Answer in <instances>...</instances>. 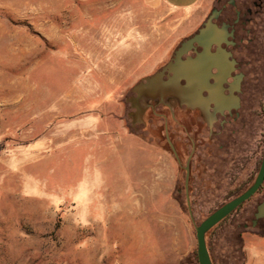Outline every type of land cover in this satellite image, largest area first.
<instances>
[{
	"label": "rangeland",
	"instance_id": "1",
	"mask_svg": "<svg viewBox=\"0 0 264 264\" xmlns=\"http://www.w3.org/2000/svg\"><path fill=\"white\" fill-rule=\"evenodd\" d=\"M213 6L0 0V264H199L196 226L229 189L175 204L177 163L131 129L127 101ZM263 201L208 235L214 264H264Z\"/></svg>",
	"mask_w": 264,
	"mask_h": 264
},
{
	"label": "flooded vegetation",
	"instance_id": "2",
	"mask_svg": "<svg viewBox=\"0 0 264 264\" xmlns=\"http://www.w3.org/2000/svg\"><path fill=\"white\" fill-rule=\"evenodd\" d=\"M231 1L218 0L194 33L213 17V23L218 27L226 25L230 34L221 48L229 53L227 61L234 64L233 69L220 71L214 67L208 72L211 92L202 90V96L210 100L207 106L190 107L162 90L147 98L146 105L136 91L146 78L158 72H163L164 83L171 81L174 74L163 68L174 59L182 42L158 70L139 79L130 89L128 100L137 101H127L131 129L177 163L178 195L171 199L178 205L211 203L212 198L203 197V192H216L224 183L229 189L226 195L244 188L254 175L257 177L263 160L264 0ZM218 48L213 45L212 52L217 53ZM202 51L194 44L182 59H196ZM178 86L186 88L188 80L181 79ZM251 163L254 167L249 171ZM243 175L245 178L238 180Z\"/></svg>",
	"mask_w": 264,
	"mask_h": 264
},
{
	"label": "water",
	"instance_id": "3",
	"mask_svg": "<svg viewBox=\"0 0 264 264\" xmlns=\"http://www.w3.org/2000/svg\"><path fill=\"white\" fill-rule=\"evenodd\" d=\"M231 3L233 4L234 0H232ZM212 19L213 17H211L204 24V27H202L196 34L183 41L175 51L174 59L163 68V71H170L174 74L169 83H164L162 81L163 72H158L157 74L146 78L143 83L136 87V91L141 101H143V104L146 103L147 98H150V96H156V90H159V94H161V90L162 92L172 90L169 92L170 94L178 97L190 107L194 108L196 106L208 105L210 100L202 96V90H208L211 92V87L208 82V72L214 67L218 68L220 71H230L233 69L234 65L227 61L229 53L221 48V44L226 42L230 36L228 27L226 25L218 27L213 23ZM194 44L201 46L203 51L198 54L196 59L188 58L187 60H183L182 56L186 54ZM213 45L219 47L217 53L212 52ZM194 71H206L202 86L199 88L194 87L193 81L196 78ZM183 78L188 80V86L184 89L178 86L180 80ZM128 101L132 103L137 102L134 99ZM138 116L141 117V113ZM263 184L264 156L254 183L241 195L222 205L196 226L199 264H213L206 241L208 232L236 211L242 204L250 200V198L260 190ZM254 217L255 219L252 221L253 226H256L258 221L264 219V202L257 207Z\"/></svg>",
	"mask_w": 264,
	"mask_h": 264
},
{
	"label": "trees",
	"instance_id": "4",
	"mask_svg": "<svg viewBox=\"0 0 264 264\" xmlns=\"http://www.w3.org/2000/svg\"><path fill=\"white\" fill-rule=\"evenodd\" d=\"M0 149H1V145H0ZM255 177H256V175H254L248 182H247V185L244 187V188H242V189H237V190H234V191H231L228 195H227V198H226V200H228V201H226L225 203H227V202H229L230 200H232V199H234V198H236V197H238L239 195H241L244 191H246L253 183H254V180H255ZM263 187H264V185L261 187V189L250 199V201L251 200H253V198L257 195V194H259V193H261L262 192V190H263ZM250 201H247V202H245L244 204H242L236 211H234L231 215H229L227 218H225L222 222H220L216 227H214L211 231H209L208 232V234H207V236H206V241H207V237H208V235L210 234V233H215L221 226H223L235 213H237L239 210H241V208L245 205V204H247L248 202H250ZM224 203V204H225ZM224 204H222V205H224ZM221 205V206H222ZM220 206V207H221ZM220 207H218V208H220ZM217 208V209H218ZM217 209H215V210H217ZM214 210V211H215ZM213 211V212H214ZM212 212V213H213ZM211 213V214H212ZM208 217V216H207ZM206 217V218H207ZM254 219H255V217H254ZM253 219V220H254ZM205 220V219H204ZM203 220V221H204ZM202 221V222H203ZM251 225L253 226V223H251ZM207 246H208V242H207ZM208 250H209V252H210V249H209V246H208ZM195 255H196V257H197V259H198V254H197V251H195ZM210 255H211V252H210ZM211 259H212V262H213V264H214V261H213V258H212V256H211Z\"/></svg>",
	"mask_w": 264,
	"mask_h": 264
},
{
	"label": "crops",
	"instance_id": "5",
	"mask_svg": "<svg viewBox=\"0 0 264 264\" xmlns=\"http://www.w3.org/2000/svg\"><path fill=\"white\" fill-rule=\"evenodd\" d=\"M164 2H166L169 6H171L173 9L176 10H182L184 12H188V11H196V10H201L202 5H205L206 3H210L213 2V5L217 4L218 0H191L189 3H183L180 6H178V4L173 3L174 0H163ZM186 1V0H184ZM225 0H222V3H224Z\"/></svg>",
	"mask_w": 264,
	"mask_h": 264
},
{
	"label": "bare ground",
	"instance_id": "6",
	"mask_svg": "<svg viewBox=\"0 0 264 264\" xmlns=\"http://www.w3.org/2000/svg\"><path fill=\"white\" fill-rule=\"evenodd\" d=\"M194 73H195V76H196V78L194 79V81H193V83H194V87H200V86H202V82H203V79L205 78V73H206V71H194ZM157 91V93H159V90H156ZM170 92V91H169ZM168 92V93H169ZM162 93V92H161ZM166 93V92H165ZM167 94V93H166ZM170 94V93H169ZM157 95V94H156ZM165 95V94H164ZM163 96V95H162ZM168 96V95H167ZM152 98V97H151ZM220 101H222L221 100V98H220ZM148 103H146V105H147Z\"/></svg>",
	"mask_w": 264,
	"mask_h": 264
}]
</instances>
